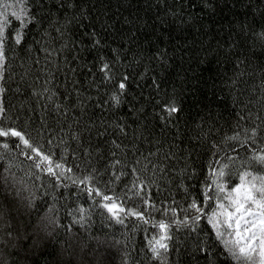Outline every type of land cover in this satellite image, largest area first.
Returning <instances> with one entry per match:
<instances>
[{
  "label": "trees",
  "instance_id": "16d2710c",
  "mask_svg": "<svg viewBox=\"0 0 264 264\" xmlns=\"http://www.w3.org/2000/svg\"><path fill=\"white\" fill-rule=\"evenodd\" d=\"M29 10L25 41L6 49L0 126L62 168L52 175L18 138H0V264H239L217 205L230 207L237 171L264 149V0H29ZM166 104L179 111L161 119ZM221 164L224 180L212 175ZM90 188L149 223L118 222ZM160 221L167 250L153 257Z\"/></svg>",
  "mask_w": 264,
  "mask_h": 264
},
{
  "label": "snow or ice",
  "instance_id": "6c2138e0",
  "mask_svg": "<svg viewBox=\"0 0 264 264\" xmlns=\"http://www.w3.org/2000/svg\"><path fill=\"white\" fill-rule=\"evenodd\" d=\"M10 7L13 8L11 13L7 11ZM0 8L3 9L0 11V79H3V71L7 59V47L10 43H14L15 46H22L26 39L28 25L35 21V15L29 10V0H15L14 4L0 3ZM17 8L18 10H16ZM9 17L19 22V28H15L11 34L8 31L11 25V19ZM96 43L98 44L99 41H96ZM100 71L105 73L106 80L111 81L113 79L110 75L109 63L104 62ZM127 80V76L123 77L116 86L118 91L112 94L111 100L116 105L120 104L121 96L125 94ZM3 91L4 89L0 87V93ZM4 111L5 109L0 105V114L4 113ZM178 111L179 109L175 104H166L163 106V112L167 113V116L161 114V119H168L172 114ZM259 128L260 126H257L251 130L252 138L258 134ZM7 137L18 138L20 144H22L24 148L30 150L31 154H25L28 159H33L34 156L39 158L36 167L39 168L41 167V163L47 162L48 167L46 170L52 175L57 174L53 171V167H55V169L62 168V165L59 163L53 166L50 156L44 154L41 149L31 144L22 131L10 126L6 128L0 126V138ZM229 139L238 140L239 137L233 136ZM241 146L244 147V145ZM3 147L7 149L9 145L5 143ZM250 151L252 155L246 162V167L236 173L240 183L232 187L230 193L226 197L229 200L230 207L224 204H218L217 207L221 209L219 215L224 217L223 223L228 229L232 230L230 235L234 236V239L225 241L229 254L239 262V264H264V149L259 151L250 149ZM225 159L233 163L235 162L234 157L229 156ZM216 163L221 162L217 161ZM256 165L260 166L259 170L255 169ZM228 169L229 164H221L219 170L215 168L212 169V175L216 176L218 180H224L231 175ZM117 178L119 177L117 176ZM81 183H86V179L81 181ZM213 183H216V181H213ZM217 187L221 192L224 191L223 184H217ZM88 191L89 195L94 194L96 196H101L103 201H111V203H104L103 207L111 213L118 222L123 223V219L119 215L123 213L125 216H134L144 223H149V221L145 219L144 211L125 209L122 205L117 204L111 196L101 193L98 189L90 188ZM139 194L140 193L137 192V195ZM205 199L209 200L211 197L206 194ZM144 203L145 205H149L150 202L148 199H145ZM189 207L194 209L197 213L202 212L196 200H193ZM216 216L217 214L214 212L213 217ZM195 218L199 219V216ZM209 222L213 224V227H217L220 220L210 218ZM158 227L161 233L165 234L155 239L151 244L153 257H159L161 249L167 250V244L164 243V241L168 239L166 235L168 225L160 221ZM217 235L222 236L223 234L218 231Z\"/></svg>",
  "mask_w": 264,
  "mask_h": 264
},
{
  "label": "rangeland",
  "instance_id": "374dc122",
  "mask_svg": "<svg viewBox=\"0 0 264 264\" xmlns=\"http://www.w3.org/2000/svg\"><path fill=\"white\" fill-rule=\"evenodd\" d=\"M231 230V229H230ZM231 232H232V230H231ZM233 239H234V236H233Z\"/></svg>",
  "mask_w": 264,
  "mask_h": 264
}]
</instances>
